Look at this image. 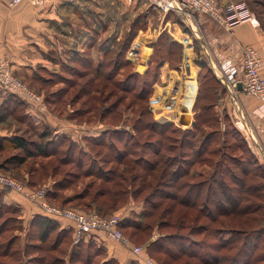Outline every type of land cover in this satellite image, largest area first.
Segmentation results:
<instances>
[{
	"label": "rangeland",
	"instance_id": "1",
	"mask_svg": "<svg viewBox=\"0 0 264 264\" xmlns=\"http://www.w3.org/2000/svg\"><path fill=\"white\" fill-rule=\"evenodd\" d=\"M218 1L220 6H224L221 5L222 0ZM239 1L244 2L256 26L264 33V0ZM82 6H88L85 10L96 23L92 27L93 31L99 35L100 31L106 32L102 49L110 51L109 61L117 59L115 53L118 51H122L124 59L130 61L126 52L133 43L152 38V46L147 45L148 41L143 44L144 51L146 48L150 49L146 63H142L141 59L134 61L135 65L131 60L134 65L131 63L115 71L117 68L112 67L113 62L101 74L94 72L74 87H49L45 92H40L27 84L42 97L44 108L47 105L51 110L54 109L55 113L72 115V120L79 124L103 122L120 125L117 129L109 128L103 138L106 144L114 145L96 146L94 149L90 145L81 147V144H78L79 147H72L68 136L59 135L57 152L49 149L48 156H25L22 150L9 145L5 151L0 152V172L17 179L34 191L54 189V195H46V200L55 208H72L103 218L126 215L125 218L131 221L141 222L144 227L147 225L144 229L126 224L122 231L135 246H143V254L152 258L156 264H264V178L260 176L263 167L255 162L257 160L245 150L244 142L232 132L231 125L236 126L234 115H226V111L222 110L224 105L228 106L227 101L223 100L220 107H215L220 102L218 86L222 74L218 69L215 71L214 67L216 60L219 64L222 60H218L211 49V39L208 41L204 35L199 37L194 36V33L190 39L194 46L191 65L197 72L196 83L199 84L194 105L198 94L201 93L199 104L197 103L196 107L192 105L194 109L192 108V118L189 117L190 124H182L181 120L177 119V111H158L155 114L150 109V100L155 90L159 91L167 85L173 87L175 78H182L185 74V71L180 69L186 49L184 44L176 42L167 32L160 35L161 41L160 38L157 41L155 34L150 37V32L147 35L140 31H145L148 26H151L152 30L157 28L163 14L161 10L146 0H87ZM172 17L178 19L175 14ZM143 36L144 38L140 39ZM97 42H100L99 37ZM157 62L161 67L158 70L159 77L155 78ZM136 66L140 71H136L139 77L133 75ZM149 68L150 74L144 76ZM148 89L150 95L141 99L139 93L143 92L145 95ZM52 92L59 94V98L52 101L49 98ZM181 96L182 94L180 98ZM186 103L184 102L185 106L189 104ZM196 115L202 116L196 119ZM12 122H15V119H12ZM195 122L202 129L197 140H193L191 135L184 136L185 131L194 128ZM23 124L17 126L18 129L20 126L23 129L21 135H27L30 141H40L39 136L45 131L44 127L37 130L33 122ZM153 126L157 128L154 129ZM236 128L241 131L238 126ZM226 129H229V133L224 136ZM113 130L120 131V134H113L111 137L110 132ZM218 130H221V134H218ZM208 134L213 136L208 150L199 156L198 152L190 147L194 142L202 141L203 137L207 138ZM64 137L67 139L62 142ZM46 140L50 141L51 138L47 136ZM182 141L185 142L183 151ZM157 147L162 149L161 154H164L165 158L174 161L173 168L176 169V166L180 165L190 171V175L182 178L181 182L187 184L213 182L216 168L214 161L224 160L223 154H235L236 159L229 160L227 164L234 169L246 165L250 170V183L258 185L257 192L260 193L256 196L247 193L248 200L241 202L239 206L240 209L248 205L252 208L241 216L220 215L219 208L214 203H223L224 197L213 190L212 193L216 196L210 197L208 201L209 185H205L201 189L198 203L193 207L176 204L171 211L164 214V210L173 204L166 198L157 209H151V202L144 203L145 198L152 193V188H142L143 179L149 175L142 165L154 163L160 158L154 155L152 150H157ZM82 148L91 152L85 155ZM214 150L216 153L210 154ZM16 156H24L25 160L20 162L15 159ZM121 156L123 160L120 162H123L120 163L118 159ZM194 160L201 162H192ZM92 162H95V166L90 165ZM87 169H90L89 174H86ZM225 180L228 185L235 187L234 179L226 176ZM166 190L173 192L169 187ZM7 192L0 189L1 197ZM119 192L122 195H114ZM152 200L161 201L162 198L157 195ZM114 201V209L107 207ZM224 204V207L232 208L234 203ZM257 205L262 206L255 212ZM7 207H11L10 210L2 211ZM24 207V203H0V264H101L110 259L114 261L111 264H122L121 259L109 256L104 245L99 241L95 242L96 240H89L92 243L90 246L80 245L74 243L71 234L59 235L55 231L44 243L40 240L42 231L35 222L38 214L31 217ZM145 211L151 216H143ZM157 239L163 247L157 245L156 249V246H151L150 243ZM163 248L170 249L173 256L164 254ZM181 248L186 252L180 254ZM222 255H225L223 259ZM133 262L139 264L137 260Z\"/></svg>",
	"mask_w": 264,
	"mask_h": 264
},
{
	"label": "crops",
	"instance_id": "2",
	"mask_svg": "<svg viewBox=\"0 0 264 264\" xmlns=\"http://www.w3.org/2000/svg\"><path fill=\"white\" fill-rule=\"evenodd\" d=\"M84 1L87 0H44L43 4H35L33 0H24L16 7H9L5 1L0 0V58L8 59L14 74L40 92H45L49 87L54 89L76 86L79 81L102 68L108 53V50L102 49L103 36L106 32L100 31L99 35L93 31L92 27L96 23L85 10L88 6H82ZM221 2H223L221 5L226 7L228 3L242 1ZM161 15L160 26L154 30L148 26L145 31H140L147 35L150 32V37L155 34L156 40L162 33L167 32L181 45L186 36L192 38L193 33L199 37L204 35L207 40L211 39V49L218 60L231 58L237 63L241 62L243 46L252 45L262 58L261 73L264 75V33L258 29L252 18L239 22L232 30H227L201 13H193L187 19L175 14L178 18L176 20L172 17L174 14ZM96 36L100 42H97ZM142 38L144 36L140 39ZM145 41L152 43V38ZM138 66L135 67V71H138ZM218 88L220 102L215 107H220L223 100L227 101L228 106L224 105L222 110L226 111V115H234L236 126L249 140L264 167V116H257L254 113L259 104L258 99L241 91L232 94L222 81L219 82ZM55 94L52 92L49 97L52 101L60 96ZM12 119H15V122H12ZM29 122H33L37 130L44 127L55 135L68 136L83 146L86 139L98 138L109 128H119L103 122L79 124L72 120V115H60L47 105L45 108L32 106L21 97L0 87V139L21 136L23 129L21 126L18 129L17 126L24 125L23 123L27 125ZM7 191L5 196L0 195V203H24V208L31 217L37 214L44 215L35 204L27 201L22 195ZM54 220L60 223L62 229H67L72 234L70 221L59 218ZM92 236L95 242L99 241L104 245L109 256L118 257L122 264L140 261L133 251L109 239L103 233Z\"/></svg>",
	"mask_w": 264,
	"mask_h": 264
},
{
	"label": "built area",
	"instance_id": "3",
	"mask_svg": "<svg viewBox=\"0 0 264 264\" xmlns=\"http://www.w3.org/2000/svg\"><path fill=\"white\" fill-rule=\"evenodd\" d=\"M9 7H16L24 0H3ZM150 4L156 9H160L163 14H176L182 19H187L193 13H201L223 26L227 30H231L236 24L246 19H250L251 13L246 9L244 2L231 3L226 7L220 6L218 0H149ZM35 4H43L44 0H33ZM191 38L186 36L182 43L185 46L184 59L180 66L181 71H185L184 77L180 78L182 82L181 91H179L176 79L173 81V87L170 85V93L166 91L155 90V94L150 100V109L157 114L161 111H177L178 120L184 115L192 118V113L187 114L182 111L184 101L188 96L187 82L191 79V61L194 58V46ZM150 43L147 42V45ZM191 49L193 55L190 63L185 59L187 50ZM143 47L137 42L133 43L127 51V57L132 61L144 60ZM144 64L146 61H142ZM262 58L258 50L252 45H246L242 48V59L237 63L231 58L225 59L220 64L215 65L221 72L220 81L226 85L232 94H238L240 91L248 96L256 97L259 101L254 113L257 116H264V75L261 73ZM197 73V72H196ZM238 84L242 85V89H238ZM197 92L199 84H197ZM163 86L161 88L167 87ZM0 87L10 93H13L32 106H43L42 97L21 78L14 74L10 61L6 58H0ZM178 93V94H177ZM180 94H182L180 98ZM198 98V97H197ZM196 104V103H195ZM179 105L180 108L178 107ZM195 107V105H194ZM179 109V110H178ZM194 109V108H193ZM168 113V112H167ZM0 189H6L22 195L30 203H34L40 211L47 217L52 219H66L72 223L73 241L79 244L81 241L88 239L89 235L103 233L109 239L121 244L123 247L129 248L137 257L140 258L142 264H156L155 261L143 254V246H135L128 237L123 233L120 225L123 217L115 215L111 218H103L96 214H87L72 208L58 209L51 206L47 200V190H31L23 183L0 172Z\"/></svg>",
	"mask_w": 264,
	"mask_h": 264
},
{
	"label": "trees",
	"instance_id": "4",
	"mask_svg": "<svg viewBox=\"0 0 264 264\" xmlns=\"http://www.w3.org/2000/svg\"><path fill=\"white\" fill-rule=\"evenodd\" d=\"M163 37V36H162ZM160 36L158 37L157 41L159 40ZM163 40V38H162ZM156 41V43H157ZM161 41V38H160ZM163 42V41H162ZM162 44V43H160ZM128 51V50H127ZM109 54L110 51H108L107 56L102 64V68L97 69L96 73L97 74H101L103 72V70L108 69L109 65H111L114 62V65L112 66L113 68H117L115 69V71L119 70L122 66H126L131 64L132 62L124 59V53L122 51H118L117 54V59H110L109 61ZM127 55V52H126ZM106 62V63H105ZM121 63V64H118ZM133 64V63H132ZM134 65V64H133ZM160 64L157 62V65L155 67V74L154 77L157 78L159 77V69H160ZM114 70V69H113ZM136 71H134V76L139 77L140 75H138L136 73ZM141 74V73H140ZM150 74V68L146 71L144 76H147ZM143 76V75H142ZM111 77V76H109ZM108 77V79H109ZM205 77V76H203ZM112 79V77H111ZM219 81V80H217ZM220 82V81H219ZM200 92V91H199ZM201 93V92H200ZM200 93L198 94V98L196 101V104H199V98H200ZM149 94V89L147 91V94L143 95V92L139 93V96L142 97L141 99H144V97H147ZM195 104V107H196ZM208 106L206 107V109L208 110ZM202 115H196V119L197 117H201ZM111 125V124H110ZM111 126H120V125H111ZM232 132L236 133V135L241 139L242 142H244L245 144V150H247L248 153H250L254 158L256 163H258L259 165H261L263 167V165L259 162V159L257 157V155L255 154V152L253 151L250 142L248 139H246L243 135V133L241 131H239L236 126H232ZM152 128H157L155 126H153ZM201 128L200 125L194 124V128L192 130H187L184 132V136L185 135H191V137L197 140L199 133L201 132ZM221 131V130H220ZM220 131L218 130V134L220 133ZM214 132V133H217ZM229 133V129H226L225 133L223 134L224 136H227ZM107 134V132L103 133L102 135H100L98 137V139H94V138H89L85 140V145H81V147H86L87 145L92 146V149H94V147L96 146H113L114 143H110V144H106L105 140L103 139L104 136ZM113 134H120V131H115L113 130L112 132H110V135L112 137ZM221 134V133H220ZM210 135V136H209ZM51 138V140L49 141H45V137ZM57 136L59 135H55L54 133H52V131L49 130H45L43 132V134H41L40 137V141L36 142V141H30L28 140L27 135H21V136H15V137H10V138H1L0 139V152H3L7 149V147L9 145H13L14 148L16 149H20L22 150V153L25 154V156H34L36 154L38 155H43V156H48L47 152L49 151V149L52 152H57L58 147L56 145H59V141H57L59 138H57ZM102 136V137H101ZM201 136V135H200ZM212 134H208L207 138L203 137V140L201 141H196V143L192 144V146L190 147L191 150H196L199 154V156H202V154L204 152H206L208 150V144H210V141L212 140ZM65 139L67 138H62V142L65 141ZM70 141V146H74L76 145L77 147H79L76 141H73L71 138H69ZM113 141V140H112ZM94 142V143H93ZM200 142V143H199ZM158 148V147H157ZM181 148L182 151L185 148V142L182 141L181 143ZM231 148V147H230ZM89 149V147H88ZM88 149H84L82 148V152L87 155L89 151ZM88 150V151H87ZM154 152V155L159 156L160 158L155 161L154 163H149L148 165L144 166V169H146V171L148 172L149 175L146 176V178L143 179V183H142V188H152V193H150V196L145 198L144 203L147 204V202H151V209H157L161 203L167 198L169 201L173 202V204L169 205V207H167L164 210V214L168 213L169 211L172 210V207L175 206L176 204H182L186 207H193L198 203V200L201 196V189L205 186V185H209L208 187V198L207 200H210V197H215L216 195L213 194V190H215L216 194L222 195L224 197V202L227 203H234L232 206V208H227L224 207L225 204L224 202H217L214 203L216 207L219 208L218 213L220 215H226V214H238L239 216L246 214L251 208V205H248L247 207L244 208H239L241 202L247 201L248 200V194H251L252 196H256L258 195L260 192H257L258 190V185L256 183H250V179H249V175H250V170L247 168L246 165H243L242 168L237 167V169L232 168L230 165H228V161L229 160H233L236 159V155L235 154H223V159H218L216 162L214 161V166L216 167L214 169V180L213 182L207 184V182L205 181H200L194 184H187V182L185 183H181L182 182V178L190 175V171L187 169H184L183 166H176V169L173 168L174 167V161H172L171 159H169L168 157L165 158L164 154L162 153V149L159 147L157 150L156 149H152ZM216 150L213 151V153L210 152V154H215ZM182 153V152H181ZM121 157H119V162L121 159ZM16 160L18 159L20 162H23L25 160L24 156H16L15 158ZM200 160H194L192 162H197ZM123 162V161H121ZM120 162V163H121ZM201 162V161H200ZM212 164V163H211ZM90 165L95 166V162H92ZM81 166H83V164H81ZM162 166V167H161ZM161 167V168H160ZM90 169H87L86 174H89ZM198 172V171H196ZM200 172V171H199ZM202 174V172H200ZM101 174V173H99ZM196 174V173H195ZM150 175L151 178H148ZM259 175V174H258ZM226 176H228L229 178L234 179L235 183V187L234 186H230L228 185L226 179ZM260 176H262V178H264V167L262 170V175L260 174ZM109 181V179H107ZM216 184V186L214 187V185ZM172 188L173 192H168L166 190V188ZM55 193V190H47V196L52 197ZM115 196H120L122 195L121 192L119 193H115ZM160 196V198H162L161 201H153L152 198L155 196ZM261 197V195H259ZM250 202V201H249ZM116 201H114V203H112V205H108L107 207L109 208H115L116 206ZM208 205V204H206ZM262 205H257L255 208V212H257V210L259 211L261 209ZM6 208V207H4ZM11 207H7V209L2 210V211H7L8 209L10 210ZM146 210V208H145ZM215 212V211H214ZM147 213L149 212H144L142 213L143 216L147 215ZM212 213H209V215ZM150 215H147V217H150ZM37 218V219H36ZM35 218V222L38 223L39 229L42 231V237L40 238L41 241H43L44 243L46 242V240L50 237V235L52 233H54L55 231L58 232L59 235H62V233L66 236H68L70 233L66 230V229H62L60 226V223L57 220H54L52 218H49L47 216L44 215H37V217ZM34 222V221H33ZM32 222V223H33ZM126 224H130L129 226L134 227V228H143L144 225L141 222H136V221H131L128 218H123L122 222H121V229H123V227L126 226ZM147 227V225L144 227V229ZM93 235V234H92ZM89 235L88 240H83L81 241L79 244L80 245H86L87 246L90 244H92L89 240H93V236ZM72 238H73V232L71 234ZM191 236V235H189ZM59 236L57 237L58 240ZM181 238V237H180ZM182 238L185 239V237L183 236ZM56 240V241H57ZM186 240V239H185ZM59 241V240H58ZM57 241V242H58ZM159 241L160 240H156L153 241V243L151 246H156L157 249V245L159 247H163L159 245ZM93 242V241H92ZM192 243V241H190ZM149 245V249L151 247ZM190 245H188L189 247ZM185 247L186 244H185ZM169 248V247H168ZM100 251H103L102 248H99ZM180 254H182L183 252H186V250L184 249H180ZM164 254L166 255H170L173 256V252L170 251V249H164L162 251ZM8 253H6L7 255ZM217 257V256H216ZM225 257V255H222V259ZM174 258V257H173ZM219 258V256L217 257ZM139 262V264H141V262L139 260H137ZM56 262V261H54ZM113 259H110L108 261H104L101 264H111L113 263ZM131 264H134V262H132Z\"/></svg>",
	"mask_w": 264,
	"mask_h": 264
},
{
	"label": "bare ground",
	"instance_id": "5",
	"mask_svg": "<svg viewBox=\"0 0 264 264\" xmlns=\"http://www.w3.org/2000/svg\"><path fill=\"white\" fill-rule=\"evenodd\" d=\"M145 41V40H144ZM144 41H142V40H138L137 41V44L140 46L141 45V47H143V44H144ZM146 49H148V50H146ZM145 49V51H144V48H143V52H144V60L146 61L147 60V57L149 56V48H146ZM188 52L186 53V55H187V59H186V61L188 62V63H190V59H191V56H192V51H191V49L189 50H187ZM186 57V56H185ZM191 79L190 80H188V82H187V89H188V96H187V98H186V100L184 101V102H187L186 104H188V105H183V107H182V111L184 110V112H186L187 114H191V112H192V108H193V106H194V104H193V102L195 101V98H196V95H197V83H196V77H197V74H196V71H195V69L191 66ZM176 83L178 84V87H179V91H181V88H182V83L180 82V79L179 78H177L176 79ZM161 90L160 91H166V92H169L170 93V86L168 87H164V88H160ZM193 105V106H192ZM185 117H189V115H185Z\"/></svg>",
	"mask_w": 264,
	"mask_h": 264
},
{
	"label": "water",
	"instance_id": "6",
	"mask_svg": "<svg viewBox=\"0 0 264 264\" xmlns=\"http://www.w3.org/2000/svg\"><path fill=\"white\" fill-rule=\"evenodd\" d=\"M238 89H242L241 84H238ZM190 122H191V119L189 117H185V115L181 117L182 124H190Z\"/></svg>",
	"mask_w": 264,
	"mask_h": 264
}]
</instances>
